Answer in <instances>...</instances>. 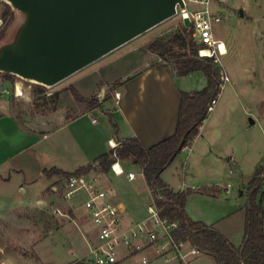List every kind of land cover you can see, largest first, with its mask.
<instances>
[{"label":"crops","instance_id":"crops-1","mask_svg":"<svg viewBox=\"0 0 264 264\" xmlns=\"http://www.w3.org/2000/svg\"><path fill=\"white\" fill-rule=\"evenodd\" d=\"M206 2V5L191 4L189 8L191 11L207 8L210 13L220 15L222 20L226 18L234 22L245 20L251 23L260 16L264 17V0L262 7H255L256 3L248 1L227 5L221 0L215 9L211 0ZM220 24L214 25L213 38L224 45L226 53L219 58L218 66L226 74L225 66L235 61V53L231 42L220 38L224 31H216ZM151 30L116 50L123 56L128 55L131 63L127 68L123 67L125 72L117 74V104L103 103L102 111L86 110L46 132L26 129L17 120L16 99H11L9 95L13 87L7 83L0 84V216L25 207L46 206L51 202L55 192L51 188L57 182L61 184L63 177L47 176L45 171L56 169L73 173L93 165L101 155L111 150L109 141L122 143L135 138L145 148H150L174 134L180 93L201 91L207 87V80L199 71L177 76L175 69L171 70L167 63H161L159 57L147 50L152 42L163 39ZM222 89L213 111L202 122L198 135L161 173L160 179L175 193L191 191L185 201L187 216L193 222L212 227L238 247L243 238V206L246 203L245 197H240L245 194L256 169L264 163V112L240 104L239 113L235 114L227 103L229 98L222 95ZM97 113L103 120L94 116ZM120 161L125 172L135 170L136 166L129 163L131 159ZM242 164H249V178L246 185L239 186L238 197L236 188L239 184L236 181ZM135 173L133 181H128L123 175L127 189L122 197H118L111 188L112 185L113 188L120 186L122 176L117 177L110 172L109 178L105 174L102 184L96 173H89L96 178L110 201L118 206L122 230L128 235L136 232L135 226L139 223H145L146 230L152 228L147 208L154 206V196L140 170ZM262 187L264 189V181ZM49 191L52 194L47 196ZM84 199V195H77L70 201L63 198L71 217L58 209L53 210V213L58 210L59 213L54 214L63 221L52 234L64 231L66 222L83 232V237H80L82 248L72 251L71 256L60 264L77 262L86 256L91 246L97 244L94 227L86 221V218L90 219L83 206ZM80 205L83 207L81 211L78 210ZM262 208L264 212V201ZM130 244L119 249V264H137L142 257L147 258L150 264H182L172 253L166 255V260L162 258L156 247L149 245L146 232L136 233ZM136 246L141 247V251L136 252ZM40 264L57 263L41 261ZM189 264L215 262L212 257L200 254Z\"/></svg>","mask_w":264,"mask_h":264},{"label":"rangeland","instance_id":"rangeland-1","mask_svg":"<svg viewBox=\"0 0 264 264\" xmlns=\"http://www.w3.org/2000/svg\"><path fill=\"white\" fill-rule=\"evenodd\" d=\"M220 1L211 0L213 9L219 5L218 2ZM223 1L228 3L227 5L248 1L256 3L255 7H259L263 0ZM7 11L12 13V17H5ZM0 18L3 22L0 27L1 44L10 36L14 27L19 24L20 18L7 4L0 8ZM218 29L224 31L220 34V38L230 41L231 48L235 53V61L225 66L229 81L223 86L222 95L229 98L227 103H230L235 114L239 113L240 104L246 107L253 106L258 111L264 112V17L260 16L251 23L245 20L234 22L223 18L216 31ZM151 31L166 39L176 33L184 34L191 30L189 26L183 24L177 12L175 16L159 24ZM195 44L198 46L197 55L200 57L198 51L201 46L196 42ZM122 47L126 46L123 45ZM116 50L50 88L21 80L16 76L0 73V84L7 83L13 87L9 95L11 99H16L14 105L17 120L26 129L46 132L67 118L89 110L85 105H79L75 102L71 93L67 91L69 86L76 87L78 94L86 103L95 100L98 103L96 110L102 111L103 103L114 105V94L119 86L117 76L125 72L123 67L126 66L127 68L131 64L128 55L123 56V54H119L120 51ZM172 52L180 54L184 51L173 47ZM164 62L167 63L169 69H174L173 62H170L168 57H165L161 63L164 64ZM217 67L219 69L218 65ZM16 83L21 84L23 92V95L17 96V98L14 95ZM94 116L103 120L101 115L98 116V113ZM129 163L132 162L129 161ZM92 168L94 170L90 172L96 173L103 184L105 174L108 177L110 171L100 172L101 169L97 163L93 164ZM249 168V164H242L236 181L239 185L237 188L235 185L238 197L239 186L246 185L249 178ZM137 169L136 167L133 172L139 170ZM121 181L120 186L117 185L114 188V185L111 186L118 197L124 196L127 189L123 176ZM55 185L56 191L53 194L50 191L46 194L47 196L51 194L54 196L52 199L50 197L51 202L46 206L25 207L14 210L8 215L0 216V261H7L10 264H40L41 261L60 264L71 256L72 251H79L78 249L82 248L83 242L80 237H83V232L79 228L77 230V226L74 227L71 223L66 222L64 231L52 234L63 221V219L55 216L57 214L53 213L54 209H58L61 213L71 217L69 208L62 197V185L60 182ZM246 190L244 191L245 194ZM245 194H242L240 198L245 197L246 199ZM78 210H83V207L80 205ZM86 221L91 224L88 218ZM181 249L187 251L189 247L184 245ZM173 261L178 263L176 260Z\"/></svg>","mask_w":264,"mask_h":264},{"label":"trees","instance_id":"trees-1","mask_svg":"<svg viewBox=\"0 0 264 264\" xmlns=\"http://www.w3.org/2000/svg\"><path fill=\"white\" fill-rule=\"evenodd\" d=\"M6 5V4H5ZM8 6V5H7ZM12 17L7 11L5 17ZM187 35V36H185ZM177 47L183 53H174L172 48ZM192 31L176 33L170 38L158 39L152 42L147 50L164 60L168 57L173 62L175 74L186 76L193 72H201L207 80V87L198 92L180 93V105L177 116V124L174 134L160 143L145 148L137 139L123 141L115 150L120 160L131 159L144 177L147 187L154 196V206L159 211V217L168 221H175L178 227L171 232L174 244L188 242L196 248L200 254H206L213 258L215 264H264V212L262 202L264 200V163L254 172L248 183L246 203L243 206L244 227L241 244L236 247L221 233L206 226L201 222H193L185 212L186 197L191 191L175 193L170 190L160 179L161 173L171 165L181 150L198 135L202 122L207 117V106L211 99L220 92L219 69L211 59L200 58L197 55ZM67 91L71 93L75 102L85 105L92 110L97 107L94 100L90 103L69 86ZM111 125V117H109ZM113 151L101 155L95 162L102 173H106L112 163ZM92 165L78 169L73 173H63L56 169L45 171L47 176L60 175L63 178L79 176L89 173Z\"/></svg>","mask_w":264,"mask_h":264},{"label":"water","instance_id":"water-1","mask_svg":"<svg viewBox=\"0 0 264 264\" xmlns=\"http://www.w3.org/2000/svg\"><path fill=\"white\" fill-rule=\"evenodd\" d=\"M4 1L20 21L0 44V73L49 88L184 8L182 0Z\"/></svg>","mask_w":264,"mask_h":264},{"label":"built area","instance_id":"built-area-1","mask_svg":"<svg viewBox=\"0 0 264 264\" xmlns=\"http://www.w3.org/2000/svg\"><path fill=\"white\" fill-rule=\"evenodd\" d=\"M184 8L179 5L176 7L182 22L187 19L189 28L193 33L194 41L201 46L198 54L201 58H209L216 65L219 64V58L225 55L226 51L223 43L213 38V27L222 21V17L217 14L210 13L207 8L191 11L189 5L207 4L206 0H182ZM5 5L4 0H0V8ZM3 25L0 18V27ZM224 48V50H223ZM220 89L228 81L225 72L219 68ZM16 95V88L14 90ZM218 94L215 95L207 106V114L212 112L217 103ZM114 100L117 104L119 93L114 94ZM110 149L113 151L111 155L112 163L109 171L117 177L125 176L128 181H133L136 174L133 172H125L120 159L117 157L115 150L121 146V143L108 142ZM91 174V172H89ZM89 173L79 176H70L62 178V197L66 201H70L77 195H84V209L94 227V235L97 244L91 246L85 257L79 259L72 264H119L118 251L121 247H128L131 244L136 233L146 232L149 245L156 247V251L162 258L167 259V254L172 253L182 264H189L200 252L189 245L188 242H180L174 244L171 232L178 227L175 221H168L159 217V211L155 206L147 208L149 215V223L152 226L150 230H146L145 223H139L136 232L130 235L122 230L120 210L116 204L110 201L106 192L102 190L96 180ZM56 191V186L51 188ZM54 213H59L55 210ZM188 245L187 251L181 248ZM136 252L141 251V247H134ZM0 264H10L7 261H0ZM137 264H150L149 260L142 257Z\"/></svg>","mask_w":264,"mask_h":264},{"label":"bare ground","instance_id":"bare-ground-1","mask_svg":"<svg viewBox=\"0 0 264 264\" xmlns=\"http://www.w3.org/2000/svg\"><path fill=\"white\" fill-rule=\"evenodd\" d=\"M223 50H224V48H223ZM15 88H16V96H22L23 92H22L21 84L20 83H16L15 86H14V90H15Z\"/></svg>","mask_w":264,"mask_h":264}]
</instances>
